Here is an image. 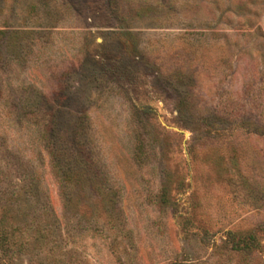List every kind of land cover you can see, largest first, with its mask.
Here are the masks:
<instances>
[{
    "label": "rangeland",
    "instance_id": "374dc122",
    "mask_svg": "<svg viewBox=\"0 0 264 264\" xmlns=\"http://www.w3.org/2000/svg\"><path fill=\"white\" fill-rule=\"evenodd\" d=\"M0 264H264V0H0Z\"/></svg>",
    "mask_w": 264,
    "mask_h": 264
}]
</instances>
